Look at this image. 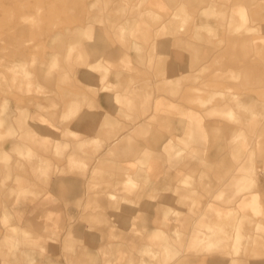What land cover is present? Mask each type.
<instances>
[{"label":"rangeland","instance_id":"1","mask_svg":"<svg viewBox=\"0 0 264 264\" xmlns=\"http://www.w3.org/2000/svg\"><path fill=\"white\" fill-rule=\"evenodd\" d=\"M0 264H264V0H0Z\"/></svg>","mask_w":264,"mask_h":264},{"label":"crops","instance_id":"2","mask_svg":"<svg viewBox=\"0 0 264 264\" xmlns=\"http://www.w3.org/2000/svg\"><path fill=\"white\" fill-rule=\"evenodd\" d=\"M178 11L179 12H181L182 14H184V9H183V7L181 6L179 9H178ZM199 30L200 29H203L202 27H199L198 28ZM204 29H206L207 31H211L210 29L211 28H204ZM103 117V116H102ZM102 117L100 116V115H98L97 117H96V119H95V121H97L98 120V118H100V119H102ZM92 120H94V119H92ZM81 127H83L84 129H86L87 131H89L87 128H88V125H86V126H81ZM80 147H81V145H80ZM79 147V148H80ZM75 163V161H72V163ZM67 183H68V185H69V189H70V195H72V194H75L76 192H77V183H76V181H74V180H68L67 181ZM57 183H55L54 185H56ZM73 191H75V192H73ZM146 225H149V223H148V221L146 222Z\"/></svg>","mask_w":264,"mask_h":264}]
</instances>
